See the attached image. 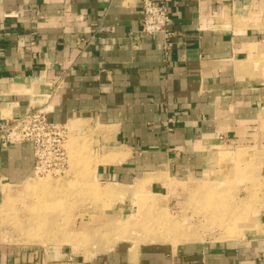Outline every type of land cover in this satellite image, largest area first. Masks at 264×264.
<instances>
[{
    "label": "crops",
    "instance_id": "0c3cea01",
    "mask_svg": "<svg viewBox=\"0 0 264 264\" xmlns=\"http://www.w3.org/2000/svg\"><path fill=\"white\" fill-rule=\"evenodd\" d=\"M142 1L0 0V126L45 107L90 134L98 183L160 197L257 169L240 237L123 240L81 261L4 249L0 264H264V0H171L169 38L140 33ZM35 175L30 143L0 141V201Z\"/></svg>",
    "mask_w": 264,
    "mask_h": 264
},
{
    "label": "rangeland",
    "instance_id": "374dc122",
    "mask_svg": "<svg viewBox=\"0 0 264 264\" xmlns=\"http://www.w3.org/2000/svg\"><path fill=\"white\" fill-rule=\"evenodd\" d=\"M68 130L65 173L35 175L0 201V252H69L81 261L91 260L123 240L174 245L198 240L209 230L218 239L238 238L239 222L262 192L257 169L248 171L246 165L237 166L219 184L211 183L213 178L180 184L183 192L178 197L152 194L145 188L148 181H142L139 190L137 184L98 183L94 171L98 153L90 134ZM124 197L128 200L123 201ZM118 207H125V217ZM182 227L193 231L188 228L178 241L182 236L174 233Z\"/></svg>",
    "mask_w": 264,
    "mask_h": 264
},
{
    "label": "built area",
    "instance_id": "2783aa9c",
    "mask_svg": "<svg viewBox=\"0 0 264 264\" xmlns=\"http://www.w3.org/2000/svg\"><path fill=\"white\" fill-rule=\"evenodd\" d=\"M171 0H143L140 33L147 36L163 34L171 36ZM69 130L52 122L45 107L29 109L21 116L4 122L0 126L2 147L30 143L38 174L60 175L68 165L65 143Z\"/></svg>",
    "mask_w": 264,
    "mask_h": 264
},
{
    "label": "bare ground",
    "instance_id": "6f19581e",
    "mask_svg": "<svg viewBox=\"0 0 264 264\" xmlns=\"http://www.w3.org/2000/svg\"><path fill=\"white\" fill-rule=\"evenodd\" d=\"M137 185H138V186H137V189H138V190L142 188L141 186H143V185H142V182L137 183ZM142 189H143V188H142ZM25 224H26V223H25Z\"/></svg>",
    "mask_w": 264,
    "mask_h": 264
}]
</instances>
